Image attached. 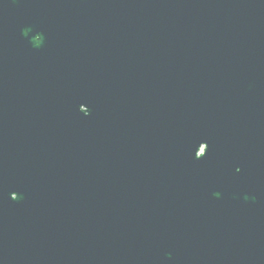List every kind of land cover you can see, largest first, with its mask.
Returning <instances> with one entry per match:
<instances>
[{
  "label": "water",
  "instance_id": "water-1",
  "mask_svg": "<svg viewBox=\"0 0 264 264\" xmlns=\"http://www.w3.org/2000/svg\"><path fill=\"white\" fill-rule=\"evenodd\" d=\"M0 264H264V0H0Z\"/></svg>",
  "mask_w": 264,
  "mask_h": 264
}]
</instances>
